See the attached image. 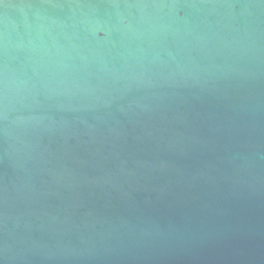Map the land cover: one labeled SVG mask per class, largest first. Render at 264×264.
<instances>
[{"label":"water","instance_id":"obj_1","mask_svg":"<svg viewBox=\"0 0 264 264\" xmlns=\"http://www.w3.org/2000/svg\"><path fill=\"white\" fill-rule=\"evenodd\" d=\"M0 264H264V0H4Z\"/></svg>","mask_w":264,"mask_h":264},{"label":"snow or ice","instance_id":"obj_2","mask_svg":"<svg viewBox=\"0 0 264 264\" xmlns=\"http://www.w3.org/2000/svg\"><path fill=\"white\" fill-rule=\"evenodd\" d=\"M4 0H0V4H3Z\"/></svg>","mask_w":264,"mask_h":264}]
</instances>
